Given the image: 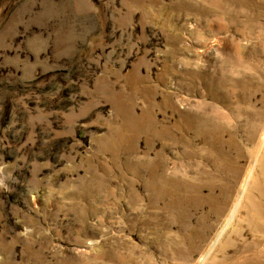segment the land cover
<instances>
[{"label": "rangeland", "instance_id": "rangeland-1", "mask_svg": "<svg viewBox=\"0 0 264 264\" xmlns=\"http://www.w3.org/2000/svg\"><path fill=\"white\" fill-rule=\"evenodd\" d=\"M0 264H264V0H0Z\"/></svg>", "mask_w": 264, "mask_h": 264}]
</instances>
